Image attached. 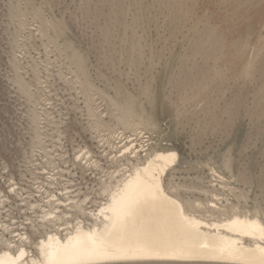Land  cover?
<instances>
[{"label": "rangeland", "instance_id": "374dc122", "mask_svg": "<svg viewBox=\"0 0 264 264\" xmlns=\"http://www.w3.org/2000/svg\"><path fill=\"white\" fill-rule=\"evenodd\" d=\"M100 134L108 153L174 148L169 180L208 186L214 168L264 205V0H0V189L37 188L52 160L59 188L97 185L114 169ZM86 145L104 169L74 167Z\"/></svg>", "mask_w": 264, "mask_h": 264}, {"label": "bare ground", "instance_id": "6f19581e", "mask_svg": "<svg viewBox=\"0 0 264 264\" xmlns=\"http://www.w3.org/2000/svg\"><path fill=\"white\" fill-rule=\"evenodd\" d=\"M118 117L124 129L156 124L132 112ZM105 124L99 115L94 128ZM96 137L114 168L97 185L59 188L65 169L52 160L51 168L36 166L37 188L12 178L0 189V264H264V205H251L249 191L214 168L208 186L169 180L176 149L140 150L126 140L108 153L110 138ZM97 152L82 147L74 167L104 169Z\"/></svg>", "mask_w": 264, "mask_h": 264}]
</instances>
